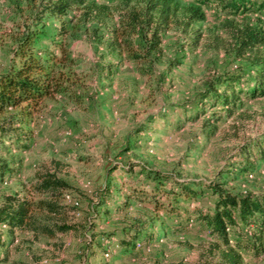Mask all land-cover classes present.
Returning <instances> with one entry per match:
<instances>
[{"label":"rangeland","instance_id":"1","mask_svg":"<svg viewBox=\"0 0 264 264\" xmlns=\"http://www.w3.org/2000/svg\"><path fill=\"white\" fill-rule=\"evenodd\" d=\"M53 1L0 0V76L18 64L19 31ZM90 1L108 7L107 15L86 18L80 12L74 20L66 39L72 62L63 68L67 88L44 100L19 130L28 148L0 138V164L10 169L0 176V202L7 195H33L38 173H56L69 184V197L63 201L69 208L65 216L53 219L77 228L54 237L18 231L8 246V261L0 264H201L210 235L196 221L176 215L163 221L165 211H161L157 229L149 230L156 239L139 241L136 255H130L112 247L116 239L108 238L109 230L122 235L117 228L123 223L122 213L105 219L97 202L110 181L152 191L156 183L141 173L142 168L166 176L167 188L184 181L202 189L182 203L191 210L213 204L207 186L212 181L221 180L238 195L264 192V160H247L242 154L243 147L255 148L264 136V97L244 99L233 115L223 105L206 107L201 115L197 112L215 86L224 89L223 77L239 74L245 80L253 73L252 58L264 54V45L240 57L231 32L264 27V8L235 15L220 0H176L181 10L199 9L204 19L186 31L165 30L160 53L134 59L121 33L128 6L123 0ZM52 27H58L57 19L45 29ZM194 30L202 34L200 39H195ZM130 37L134 49L142 50L152 34ZM11 112L0 115V125H6ZM54 160L62 167H56ZM132 166L131 173L125 171ZM114 196L120 201L125 195L115 191ZM160 198L167 203L166 195ZM117 201L105 206L114 207ZM132 213L151 214L140 205ZM6 236L2 234L5 241ZM2 251L0 247V256ZM245 258L246 264H264V253L257 259L248 254Z\"/></svg>","mask_w":264,"mask_h":264},{"label":"trees","instance_id":"2","mask_svg":"<svg viewBox=\"0 0 264 264\" xmlns=\"http://www.w3.org/2000/svg\"><path fill=\"white\" fill-rule=\"evenodd\" d=\"M220 1L223 7L235 15L254 8H264V0ZM123 2L128 9L122 20L121 33L129 56L134 59L160 53L161 33L165 30L177 27L186 31L205 17L199 9L181 10L176 0ZM105 9L108 7L90 0H55L32 15L31 23L16 36L15 53L18 64L0 76V115L14 111L5 119L6 125H0V138L16 142L24 150L28 148V141L21 136L19 130L28 122L29 117L36 115L44 100L56 97L67 88L63 81V68L72 62L66 39L75 27L74 20L80 12L86 18L95 13L100 17L106 16ZM52 19L58 20V27L46 30L45 27ZM139 32L142 36L152 34L149 46H142V50L134 49L130 37ZM194 33L196 40L202 36L198 30H194ZM231 33L237 42L234 50L240 57L257 46L264 45V27L245 26ZM251 64L253 73H249L245 80L239 74L223 77L224 89L220 90L215 86L206 94V100H202V106L197 108L198 114L206 113V107L223 105L227 107L228 114L233 115L244 99L264 97V54L254 56ZM242 154L247 160H264V136L255 148L243 147ZM53 164L58 168L62 167L59 161L54 160ZM133 169L132 166L125 171L131 173ZM8 170L10 169L5 163L0 164V176L4 177ZM141 173H147L156 183L152 191L134 183L126 187L125 184L121 186L111 184L110 181L101 192L102 199L97 202L98 208H102L101 215L107 217L105 219L110 220L122 213L123 223L120 222L117 227L122 235L115 230L108 231V238L116 239L112 247L136 255L139 241L150 243L156 239L155 234L149 230L157 229L159 214L165 211L164 216H160L163 221L172 219L173 215L178 218L185 216L196 221L201 228L208 229L210 242L203 249L201 264H246L245 254L252 255L255 259L263 255L264 192L238 195L228 190L221 180L212 181L207 186L211 191L213 204L191 210L182 206V203L203 193L202 189L197 190L193 184L184 181H176L167 188L166 176L160 172L142 168ZM68 187L69 184L56 173L45 171L37 174L33 183V195H7L0 202V247L3 248L0 262L8 261V246L15 241L18 231H29L36 237H54L59 232L66 233L77 228L63 220L53 219L54 216H65L68 212L69 207L63 204ZM161 189L163 192L160 195L158 192ZM114 190L125 195L122 200L115 199ZM37 195L41 198L36 199ZM157 195H166L167 203ZM112 201H117L114 202V207L105 206L106 202ZM137 205L146 207L151 214L145 217L133 216L132 208ZM160 227L166 229L169 226L161 224ZM3 233L7 234L6 241L2 238Z\"/></svg>","mask_w":264,"mask_h":264},{"label":"crops","instance_id":"3","mask_svg":"<svg viewBox=\"0 0 264 264\" xmlns=\"http://www.w3.org/2000/svg\"><path fill=\"white\" fill-rule=\"evenodd\" d=\"M250 258H252V257H254V256H252V255H248ZM245 261H246V258H245Z\"/></svg>","mask_w":264,"mask_h":264},{"label":"built area","instance_id":"4","mask_svg":"<svg viewBox=\"0 0 264 264\" xmlns=\"http://www.w3.org/2000/svg\"><path fill=\"white\" fill-rule=\"evenodd\" d=\"M67 197H69V196H67Z\"/></svg>","mask_w":264,"mask_h":264}]
</instances>
